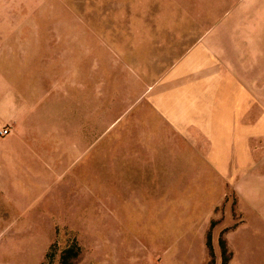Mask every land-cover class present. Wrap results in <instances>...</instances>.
I'll list each match as a JSON object with an SVG mask.
<instances>
[{
    "label": "rangeland",
    "instance_id": "obj_1",
    "mask_svg": "<svg viewBox=\"0 0 264 264\" xmlns=\"http://www.w3.org/2000/svg\"><path fill=\"white\" fill-rule=\"evenodd\" d=\"M125 5L155 7L139 20L148 33H118L137 21L119 17ZM259 5L0 0V77L15 69L21 87L25 67L52 81L62 111L47 156L78 161L51 202L0 214V264H249L247 243L264 240V123L235 131L238 146L229 125L205 123L230 107L235 68L245 82L223 33L239 28L245 56ZM25 43L44 46L39 61L23 59Z\"/></svg>",
    "mask_w": 264,
    "mask_h": 264
},
{
    "label": "crops",
    "instance_id": "obj_2",
    "mask_svg": "<svg viewBox=\"0 0 264 264\" xmlns=\"http://www.w3.org/2000/svg\"><path fill=\"white\" fill-rule=\"evenodd\" d=\"M255 1L260 3L256 8L261 9V11L254 9L247 14L251 27H248L246 32L245 56L242 52L240 53V47H238L240 43V38L237 37L240 34L239 28H232V32L223 33L232 35L229 39H223L225 44L231 45V59L237 65L238 60H245L244 83L246 88L240 89L244 83L243 80L240 81L239 72L235 68V77L230 82L227 81L231 84V93L227 97V102L231 101L230 107L226 109L215 108L205 123L211 127L220 124L225 125V127L229 125V130L232 131L231 138H234V144L231 140V146L239 145L235 131H254L256 116L258 121L264 123V0H253V2ZM154 9L155 7L137 5L121 7L120 12L124 16H119L120 18L137 19V21L130 28L122 26L120 22L118 33H148L144 32L143 29L146 28L141 25L139 20L151 19ZM260 14L262 20L258 22ZM84 33L93 34L92 32L89 33L88 30ZM178 33L190 34L192 32L191 30H183ZM91 45H94L93 41ZM17 50L29 52L23 54L24 60L39 61L45 48L41 44L36 46L25 43ZM193 56L194 54H191L190 58ZM224 65H226L225 62L222 63V66ZM19 76L14 69L13 72L7 71L6 78L0 77V131L6 128L8 123L16 124L14 134L0 139V214L3 213L8 218L51 202L56 194L60 193L64 180L73 174L75 175L73 172L78 169L76 166L78 161L74 158L77 157L76 155L70 154V157L66 158L47 156V147H51V144L45 140L46 134L55 125V118L62 111V102L57 93V88L50 84L47 85L48 82L51 83L52 81H47L46 76L41 73L29 75L25 67L21 76L24 85L21 87L16 80ZM41 82L42 85L39 84ZM154 94L153 92L151 95L153 99L156 98V94L155 96ZM145 98L147 97L145 96ZM258 99H261L262 102L261 111L258 103H256ZM245 100L247 107H240V102L244 104ZM156 109L161 114H168V112H164V107L158 106ZM66 146L68 147L67 152H69L71 144L67 142ZM62 151L63 147L59 153ZM247 249L249 264H264V240L261 245L258 244L257 246L254 240L247 243ZM261 249L262 252L259 251ZM256 258L261 259L262 262H258Z\"/></svg>",
    "mask_w": 264,
    "mask_h": 264
},
{
    "label": "built area",
    "instance_id": "obj_3",
    "mask_svg": "<svg viewBox=\"0 0 264 264\" xmlns=\"http://www.w3.org/2000/svg\"><path fill=\"white\" fill-rule=\"evenodd\" d=\"M11 133V130L9 129V128H5V129H3L2 131H1V135L2 136H7V135H9Z\"/></svg>",
    "mask_w": 264,
    "mask_h": 264
},
{
    "label": "trees",
    "instance_id": "obj_4",
    "mask_svg": "<svg viewBox=\"0 0 264 264\" xmlns=\"http://www.w3.org/2000/svg\"><path fill=\"white\" fill-rule=\"evenodd\" d=\"M223 247H225L224 244H223Z\"/></svg>",
    "mask_w": 264,
    "mask_h": 264
}]
</instances>
